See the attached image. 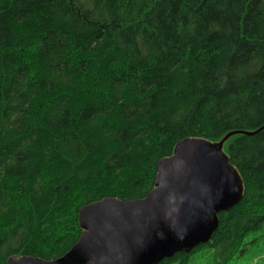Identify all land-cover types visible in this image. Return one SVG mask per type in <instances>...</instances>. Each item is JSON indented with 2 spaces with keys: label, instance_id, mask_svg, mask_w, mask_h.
I'll return each instance as SVG.
<instances>
[{
  "label": "trees",
  "instance_id": "trees-1",
  "mask_svg": "<svg viewBox=\"0 0 264 264\" xmlns=\"http://www.w3.org/2000/svg\"><path fill=\"white\" fill-rule=\"evenodd\" d=\"M230 132L240 202L159 264L226 263L264 227V0H0V264L63 256L84 206L145 197L181 140Z\"/></svg>",
  "mask_w": 264,
  "mask_h": 264
},
{
  "label": "water",
  "instance_id": "water-1",
  "mask_svg": "<svg viewBox=\"0 0 264 264\" xmlns=\"http://www.w3.org/2000/svg\"><path fill=\"white\" fill-rule=\"evenodd\" d=\"M234 133L217 143L181 140L173 155L157 164L155 188L143 198L106 197L84 206L83 231L63 256H11L8 264H159L207 244L219 214L243 195L242 179L223 151Z\"/></svg>",
  "mask_w": 264,
  "mask_h": 264
},
{
  "label": "rangeland",
  "instance_id": "rangeland-1",
  "mask_svg": "<svg viewBox=\"0 0 264 264\" xmlns=\"http://www.w3.org/2000/svg\"><path fill=\"white\" fill-rule=\"evenodd\" d=\"M245 242L246 250L241 255L220 264H264V227L249 233ZM190 264H219V261L215 260L213 252L207 251L196 255Z\"/></svg>",
  "mask_w": 264,
  "mask_h": 264
}]
</instances>
